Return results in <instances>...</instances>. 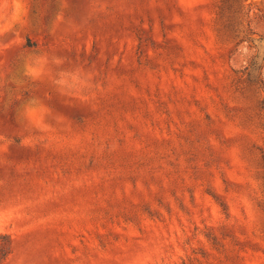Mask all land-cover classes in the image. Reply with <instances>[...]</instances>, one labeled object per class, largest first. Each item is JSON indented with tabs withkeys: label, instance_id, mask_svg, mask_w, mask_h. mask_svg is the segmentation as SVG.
Masks as SVG:
<instances>
[{
	"label": "rangeland",
	"instance_id": "obj_1",
	"mask_svg": "<svg viewBox=\"0 0 264 264\" xmlns=\"http://www.w3.org/2000/svg\"><path fill=\"white\" fill-rule=\"evenodd\" d=\"M219 1L0 0L2 264H264V0Z\"/></svg>",
	"mask_w": 264,
	"mask_h": 264
},
{
	"label": "trees",
	"instance_id": "obj_2",
	"mask_svg": "<svg viewBox=\"0 0 264 264\" xmlns=\"http://www.w3.org/2000/svg\"><path fill=\"white\" fill-rule=\"evenodd\" d=\"M250 11L251 10L246 8L245 0H220L217 11V20H216L218 25L217 33L219 37L224 41L230 40L232 38L231 36L232 32H237L236 30L237 26L242 25V21H238V19L243 20L244 17H249ZM248 25H250V21ZM247 31H249L248 32L249 35L255 34V32L253 31L251 32L249 29ZM247 35H243L242 36L243 38L240 41H245L252 38ZM237 38H239V35H237ZM263 39L264 36L260 38V40ZM251 40L254 41L256 39H251ZM27 44L29 46H35L34 43H27ZM256 58H258L257 55L253 57L250 65L256 64V62L254 61L256 60ZM249 66H247L245 69L247 70ZM0 238L2 239V243L0 245V264H2L3 261L7 258V256L11 253V241L6 235L1 236Z\"/></svg>",
	"mask_w": 264,
	"mask_h": 264
}]
</instances>
